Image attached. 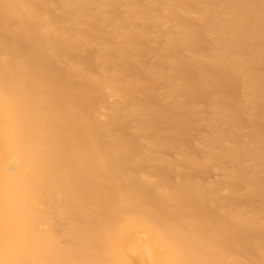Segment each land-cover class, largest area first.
Here are the masks:
<instances>
[{"label": "bare ground", "instance_id": "1", "mask_svg": "<svg viewBox=\"0 0 264 264\" xmlns=\"http://www.w3.org/2000/svg\"><path fill=\"white\" fill-rule=\"evenodd\" d=\"M0 264H264V0H0Z\"/></svg>", "mask_w": 264, "mask_h": 264}, {"label": "rangeland", "instance_id": "2", "mask_svg": "<svg viewBox=\"0 0 264 264\" xmlns=\"http://www.w3.org/2000/svg\"><path fill=\"white\" fill-rule=\"evenodd\" d=\"M195 103H196L197 106H200V107H204V106H205L202 100H196ZM208 117H209V116H208ZM196 136H197V135H195V137H196ZM201 177H202V179H203L205 182H208V181H211V180L217 178L216 174H214L213 172H208V173H206V174H203Z\"/></svg>", "mask_w": 264, "mask_h": 264}]
</instances>
